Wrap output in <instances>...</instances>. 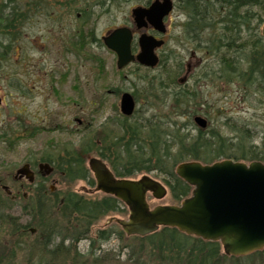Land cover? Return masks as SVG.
Wrapping results in <instances>:
<instances>
[{
	"label": "rangeland",
	"instance_id": "obj_1",
	"mask_svg": "<svg viewBox=\"0 0 264 264\" xmlns=\"http://www.w3.org/2000/svg\"><path fill=\"white\" fill-rule=\"evenodd\" d=\"M149 1L152 0H76L75 5H70L69 0L16 2L18 12L24 16L12 33L15 41L13 39L8 46L9 42L0 36V135L6 134L12 143V147H9L6 142H0V197H12L14 203L5 213L16 217L19 223L26 225L32 221L31 215L23 209L25 200L22 195L25 199L32 195L34 186L39 182L47 188L53 186L54 191H72L85 198L100 199L104 196L90 193L89 190L95 187H90L86 180L66 182L55 171L42 177L38 172L41 159H55L69 148L79 150L81 135L91 130L96 131L97 141L104 136L103 131H108L110 136L113 131L114 135L120 134L118 125L121 119L116 110L121 94L117 96L116 89L138 96L140 114L160 116L163 113L160 102L155 100L156 106H148L141 87L145 86L146 81L160 77L166 68L175 70L176 63L181 65L179 81L185 79L184 82L192 86L198 78V86L206 102L224 109L227 116L254 126L256 144L264 140V99L261 102L255 96L245 97L243 91L234 86L219 88L216 83L206 79L201 81L199 76L206 74L209 65L218 67V58L208 55L195 42H191V35L186 33L187 16L179 10V0H173L177 7L165 19L167 32L163 38L166 43L157 51L162 63L156 68L133 64L118 70L115 53L106 48L103 42L93 44L87 38L88 44H76L80 30H84L87 37L95 33L102 41V36L118 27L134 29L132 9ZM84 10L88 13L93 10V14L88 17ZM249 10L257 11L256 7H249ZM263 26L264 22H253V35H262ZM243 31L242 35L249 34L246 28ZM142 32L138 31L135 37ZM163 97L165 95L158 93L159 99ZM146 108L148 111L143 114ZM186 119L184 116L178 121L183 123ZM92 156L99 157L96 152L90 153L85 159L86 166ZM27 163L35 173L33 183L26 178L15 179L17 170ZM149 175L163 182V178L154 172ZM3 186L9 188L10 195ZM149 203L152 207L177 204L169 196L163 200L150 196ZM128 214L129 211L103 217L91 229V236L107 227L122 231L118 224L108 225L107 222L110 217L127 218ZM31 229H35L34 226H30L23 235H15L12 238L14 244L10 243V230H0V244L7 247L2 255L5 263L35 264L38 261L39 252L35 250V243L41 244L43 237L36 231L32 233ZM123 234L100 245L96 256L102 257L101 264L135 262L131 247L136 242H131L132 237ZM89 246V241L83 240L78 244V250L86 255ZM84 259L87 264H92V258ZM148 261L149 258L144 257L140 264ZM253 262L260 264V259Z\"/></svg>",
	"mask_w": 264,
	"mask_h": 264
},
{
	"label": "trees",
	"instance_id": "obj_2",
	"mask_svg": "<svg viewBox=\"0 0 264 264\" xmlns=\"http://www.w3.org/2000/svg\"><path fill=\"white\" fill-rule=\"evenodd\" d=\"M17 1L0 0V36L9 42L8 46L14 39L13 31L24 16L18 12ZM180 7L191 19L186 33L195 37L207 35L208 40L202 42L203 50L218 58V67L209 65L206 74L199 76L201 81L206 79L219 88L234 86L243 91L245 97L255 96L262 102L264 36L253 35L252 23L264 22V0H183ZM249 7H256L257 11L249 10ZM244 28L249 30L248 35H242ZM80 37L84 45V30H80ZM175 68H166L160 77L146 81L141 87L148 106H156L155 100L160 102L163 110L160 116H145L138 109L130 118L120 117V134L114 135L113 131L110 136L108 131H103L104 136L99 142L95 139L96 131H88L78 141L79 150L69 148L55 159L42 158L41 161L53 165L54 171L66 182L90 179L93 186L94 180L90 178L85 159L96 152L117 177L135 178L152 172L161 176L174 203L188 197L192 190L175 174L180 163L212 164L222 159L264 163V140L255 143L254 126L227 116L224 109L206 102L198 78L195 85H182L178 80L181 65L176 63ZM158 93L165 97L159 99ZM134 96L139 101L138 96ZM147 111L148 108L143 114ZM197 115H204L207 128L195 124L193 118ZM184 116L186 121L180 123L178 119ZM0 142L12 147L6 134L0 135ZM34 188L28 198L22 195L23 209L32 217L31 223L26 225L5 213L14 203L12 197H0V230H10V243L14 244L12 238L15 235H23L34 226L43 237L41 244L35 243V250L39 252L35 264H87L84 257L92 258V264H101L102 257L96 256L100 245L124 235L116 227H107L91 236V229L103 217L127 212L115 197L91 199L72 191L52 192L42 182ZM83 240H88L90 245L86 255L78 250V244ZM131 240L136 242L131 247L135 257L133 264H140L144 257L149 258L146 264H255L253 261L257 258L264 264V251L247 257H229L223 253L220 243L187 236L173 228H162L149 236H136ZM6 250L7 247L0 244V264H8L4 257L2 259Z\"/></svg>",
	"mask_w": 264,
	"mask_h": 264
},
{
	"label": "water",
	"instance_id": "obj_3",
	"mask_svg": "<svg viewBox=\"0 0 264 264\" xmlns=\"http://www.w3.org/2000/svg\"><path fill=\"white\" fill-rule=\"evenodd\" d=\"M172 0L154 2L148 8L133 10L138 29L150 24L164 34V19L172 11ZM264 36V26L262 29ZM133 34L128 28H118L104 37L105 46L117 56L121 70L137 61L146 67H156L159 57L156 50L163 40L142 34L139 38L140 52L132 53ZM135 101L126 93L121 100V112L130 116ZM195 124L207 128L203 116L194 117ZM88 166L96 181L90 193L101 192L121 201L129 210L127 218L110 217L107 224H118L127 237H146L161 228L177 229L180 233L208 242L221 244L223 253L229 257H247L264 250V163H250L222 159L212 164L198 161L180 163L176 175L192 187L190 196L178 205H157L151 208L149 197L163 200L168 195L165 185L149 174L138 178H120L106 161L90 157ZM40 172H53L49 164H40ZM15 179L26 178L34 182L35 174L29 164L16 172ZM4 190L10 194L8 187ZM53 189V187H52ZM32 233L35 229H32Z\"/></svg>",
	"mask_w": 264,
	"mask_h": 264
},
{
	"label": "flooded vegetation",
	"instance_id": "obj_4",
	"mask_svg": "<svg viewBox=\"0 0 264 264\" xmlns=\"http://www.w3.org/2000/svg\"><path fill=\"white\" fill-rule=\"evenodd\" d=\"M156 1H162V0H152V1H149V2H147L145 5H143V6H138V7H136V8H148V7H150L154 2H156ZM69 4L70 5H75L76 4V0H69ZM179 5L178 4H176V5H178V8H179V10H181L182 11V9H181V4H183V0H179ZM172 6H173V8H172V11L170 12V14L173 12V10H174V8L175 7H177V6H175V4H174V1L172 0ZM136 8H134V9H136ZM134 9H132V12H131V14H132V18H133V24H134V26H135V28L134 29H132V28H130V27H128V26H122V27H124V28H128V29H130L131 31H132V34H133V41H132V53L136 56L139 52H140V46H139V38L141 37V35L142 34H147V35H149V36H153V37H155L157 40H163L164 42H165V39L163 38V35H165L166 34V32H167V27H166V20H167V17L170 15H168L167 17H165V19H164V25H165V28H166V32L164 33V34H162V33H160L159 31H157V30H155L150 24H148V26L147 27H145V28H142V29H138L137 28V26H136V24H135V22H134V17H133V10ZM85 11V10H84ZM86 11H87V9H86ZM85 11V12H86ZM87 14H89L88 16L90 17L91 16V14H93V10L91 11V12H86ZM78 16H80V14L78 15ZM187 16V22H186V26H187V29H188V26H189V23L191 22L190 20L191 19H189L190 17L188 16V15H186ZM122 27H118V28H122ZM118 28H116V29H118ZM116 29H114V30H116ZM186 29V30H187ZM114 30H112V31H110V32H107L106 33V35H104V36H102V41L95 35V33L93 34V35H89L88 37H87V35L85 36L86 38H85V44L84 45H86V43L88 42L86 39L88 38L89 39V42L90 43H93V44H99V42L101 43V42H103V44H104V46H105V43H104V37H106V36H108L111 32H113ZM138 31H143L137 38L135 37V35L137 34V32ZM190 36V35H189ZM77 37H78V40H76V44H80L81 46H82V38L80 37V32H78V34H77ZM189 39L190 40H192L191 42H195L196 43V45L199 47V46H201V47H199V48H202L203 49V47H204V45H202V42H205V41H207L208 40V37H207V35L204 37V36H197V37H195V36H191V37H189ZM199 39H201L202 41H199ZM166 43V42H165ZM164 43V44H165ZM88 44V43H87ZM106 47V46H105ZM107 48V47H106ZM110 50V49H109ZM159 49H157L156 50V53H157V51H158ZM113 52V51H112ZM206 53L208 54V52H207V50H206ZM157 55H158V57H159V64H160V61H161V57H160V55L157 53ZM209 55V54H208ZM117 57V56H116ZM118 60V59H117ZM133 64H138V62L137 61H135V62H132V63H130L128 66H130V65H133ZM158 64V65H159ZM116 65H117V62H116ZM138 65H140V64H138ZM157 65V66H158ZM128 66H126L125 68H127ZM141 66V65H140ZM156 66V67H157ZM141 67H144V66H141ZM156 67H153V68H156ZM144 68H146V67H144ZM148 68V67H147ZM117 69L118 70H120L118 67H117ZM121 70H123V69H121ZM185 79H181L180 80V83L181 84H184L185 82ZM184 82V83H183ZM126 93H129V94H131V96L133 97V99H134V101H135V110H134V113L132 114V115H130V116H127V115H124L122 112H121V100H122V97H123V95L124 94H126ZM115 94L117 95V96H119L120 94H121V96H120V103H119V107H117V109L118 110H116L117 112H119V115H120V117L121 116H123V117H126V118H130V117H132V116H134V114L136 113V111L138 110V100L135 98V96H134V94H132L131 92H128V91H121L120 89H116V91H115ZM94 157H96V156H94ZM98 158H101V157H98ZM102 159V158H101ZM89 160V159H88ZM105 161V160H104ZM40 164H42V163H40ZM39 164V165H40ZM47 164H49V163H47ZM39 165H38V172H39V174L42 176V177H46V175L44 174V171L43 172H40V170H39ZM50 165V164H49ZM31 166V165H30ZM52 168H53V172H54V167H53V165H50ZM87 167H88V169H89V166H88V163H87ZM110 167V166H109ZM32 169V168H31ZM89 171H90V169H89ZM90 175H91V177L90 178H93V180H94V185L93 186H91L90 185V183H89V181H90V179L89 180H87L88 181V183H89V185H90V187H95L96 186V182H95V179H94V176H93V174L91 173V171H90ZM135 178H138V177H135ZM53 187V186H52ZM52 187L50 188L51 189V191L53 192L54 191V189H52ZM54 188V187H53ZM98 193V192H97ZM102 194V193H101ZM105 196V195H104ZM167 205H174V204H167Z\"/></svg>",
	"mask_w": 264,
	"mask_h": 264
}]
</instances>
